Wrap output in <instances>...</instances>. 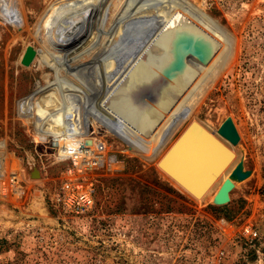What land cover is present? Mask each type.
I'll list each match as a JSON object with an SVG mask.
<instances>
[{
	"label": "rangeland",
	"instance_id": "1",
	"mask_svg": "<svg viewBox=\"0 0 264 264\" xmlns=\"http://www.w3.org/2000/svg\"><path fill=\"white\" fill-rule=\"evenodd\" d=\"M66 112L117 159L83 215L53 202ZM193 123L230 152L199 199L159 168ZM13 169L25 196H0V264H264V0H0V172Z\"/></svg>",
	"mask_w": 264,
	"mask_h": 264
},
{
	"label": "built area",
	"instance_id": "2",
	"mask_svg": "<svg viewBox=\"0 0 264 264\" xmlns=\"http://www.w3.org/2000/svg\"><path fill=\"white\" fill-rule=\"evenodd\" d=\"M54 112L56 111L51 114ZM64 119L67 118H62L67 132L61 136H55L57 141L54 142L58 144L59 141L61 144L60 160L67 163V166L62 176L61 186L53 196V202L65 213L83 215L94 208L97 172L102 169L106 172L117 171V159L112 154H107L106 144L88 146L83 137L73 139L74 133L81 131L79 124H76V117L69 121ZM49 139L52 141L53 138L49 137ZM0 196L13 202H19L25 196V188L17 170L0 172Z\"/></svg>",
	"mask_w": 264,
	"mask_h": 264
},
{
	"label": "water",
	"instance_id": "3",
	"mask_svg": "<svg viewBox=\"0 0 264 264\" xmlns=\"http://www.w3.org/2000/svg\"><path fill=\"white\" fill-rule=\"evenodd\" d=\"M35 57V51L32 47H27L25 50V53L23 54L20 64L24 67H29V65L32 63L33 59ZM141 95H144L146 98L153 100L155 102H158V97L155 94L154 90H148L143 88L139 92ZM191 127L188 128L182 135L181 137L175 142V144L169 149V151L166 153L164 156L162 162L160 163V167L163 168L172 178H174L185 190H187L190 194H192L195 198H199V196L202 194L203 190L207 186L212 178H206L208 176V173L204 176L205 179L203 180L202 183L198 184L194 182V180L198 177L199 174H201L200 169L203 166V157H205L204 162L206 161V167L203 171H208L209 170V175H210V169L211 167L213 168V173L212 174H219L222 166L225 164L227 160H229L230 157V152L225 149L222 145L219 144V142L215 139H213L211 136H209L206 132L202 131V136L201 140L199 139L197 141L196 150L195 148L193 150H189V153H185L187 150L184 152V159H180V167H184L185 169H179L174 167V165H164V161L167 159L168 156H170L171 153H173V150L177 147V145L186 137V135L189 133ZM220 130L224 132L225 137L232 141L236 142L238 140V136L232 135L231 130L222 125L220 127ZM200 157L201 160H200ZM217 158V161L215 159ZM212 161L211 164L209 165L208 161ZM201 161V162H200ZM185 171H189L191 175H188L185 173ZM206 172H204L205 174ZM213 175V176H215ZM194 184V185H193ZM196 184V185H195ZM194 186V187H193ZM230 183L226 182L225 188L228 189L230 188ZM220 199L221 200H226L227 195H226V190L224 192L221 191L220 193Z\"/></svg>",
	"mask_w": 264,
	"mask_h": 264
},
{
	"label": "bare ground",
	"instance_id": "4",
	"mask_svg": "<svg viewBox=\"0 0 264 264\" xmlns=\"http://www.w3.org/2000/svg\"><path fill=\"white\" fill-rule=\"evenodd\" d=\"M184 48V47H183ZM183 48H181V49H177V50H175V56H174V60H173V63L175 62V63H177V64H179V65H181V66H186V61L185 60H187V58L189 57V56H193V52H191V51H189V48L186 50V49H183ZM186 48H187V46H186ZM25 53V52H24ZM71 103H69V108H71V110H73V111H76L75 110V104H73V103H77L78 104V102L77 101H74L73 102V100L72 101H70ZM170 103H171V101H170ZM170 103H168V105L167 106H169V104ZM167 106L165 107V109L167 108ZM76 114L74 113V112H66L65 113V117L68 119V121L69 120H71V119H73V118H75L76 116H75ZM67 119H64V120H67ZM74 121V120H73ZM76 124H79L78 123V121H77V119H76ZM153 125H151V127H152ZM191 127V129H190V131H189V133L186 135V137L177 145V147L173 150V153H171L170 154V156H168L167 157V159L166 160H169V165H171L172 163V165H174V167H175V169L176 168H181V169H185L183 166L182 167H180V159L182 160V159H184V157H183V155H184V152H185V150H187L185 153L187 154V153H189L191 150H193L194 148L196 149V150H198L197 148H196V143H197V141L200 139H202L201 138V136H202V131H201V129H199L198 127H196V125L193 123V124H191L190 126H189V128ZM188 129V128H187ZM186 129V130H187ZM185 130V131H186ZM193 131H195L196 132V135L194 134V132ZM82 133V131H79V132H75L74 133V135L75 136H73V139L75 138V139H79V137H81V134ZM79 134V135H78ZM204 134V133H203ZM63 135V134H62ZM90 135V137L92 138V144H91V146H93L94 144H99V145H102V143L103 142H101L102 141V139L101 138H98V136H97V133H94V134H89ZM176 135L177 136H179V135H182V133H180V134H175V137H176ZM61 136V135H60ZM70 138H71V136H69ZM104 137H106V135H105V133L102 135V138H104ZM68 139V138H67ZM74 141V140H73ZM85 141V140H84ZM65 143H67V141H65ZM63 144V143H62ZM60 145V146H59ZM58 146H57V151H58V156L61 158V153H62V147H61V144H59ZM190 150V151H189ZM189 151V152H188ZM201 158L202 157H200V160H201ZM203 159V166L201 167V169H200V172H201V174H199L198 175V177L194 180V182H196L197 183V185L198 184H200V183H202L203 182V180L205 179V175L208 173V176L206 177V178H212L213 177V180L215 179V177L218 175V174H212L213 173V168L211 167V169H210V175H209V170L207 171H203L204 169H205V167H206V161L204 162V159H205V157H203L202 158ZM215 159H216V161H217V158L215 157ZM163 160V159H162ZM162 160H161V162H162ZM166 160L164 161V162H166ZM160 162V163H161ZM201 162V161H200ZM211 160L210 161H208V163H209V165L211 164ZM160 163H159V168H161L160 167ZM164 164V163H163ZM226 164H227V161L225 162V164L222 166V168H221V170L226 166ZM162 170H163V168H161ZM221 170H220V172H221ZM163 172L171 179V180H173L180 188H182V190H184L185 191V193L186 194H188V195H190L192 198H194V199H199V198H201V196L203 195V193H205V191L209 188V186L211 185V183L213 182V180H211V182H209L208 184H207V186L205 187V189L203 190V192H202V194L199 196V198H195L192 194H190L187 190H185L174 178H172L165 170H163ZM204 172H206L205 174H204ZM185 173H187L188 175H191V173L189 172V171H185ZM213 175H215V176H213ZM194 185V184H193ZM196 185V184H195ZM194 187V186H193Z\"/></svg>",
	"mask_w": 264,
	"mask_h": 264
}]
</instances>
